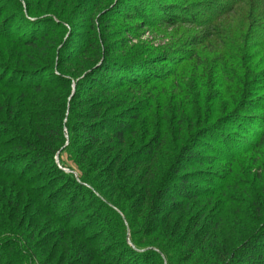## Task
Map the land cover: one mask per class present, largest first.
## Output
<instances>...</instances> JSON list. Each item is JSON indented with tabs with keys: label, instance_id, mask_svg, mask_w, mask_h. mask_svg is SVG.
Masks as SVG:
<instances>
[{
	"label": "trees",
	"instance_id": "obj_1",
	"mask_svg": "<svg viewBox=\"0 0 264 264\" xmlns=\"http://www.w3.org/2000/svg\"><path fill=\"white\" fill-rule=\"evenodd\" d=\"M64 1L69 14L55 6L40 19L31 10L37 0H0V264H184L197 253L212 262L202 264H264V0H146L160 26L190 25L205 33L174 44L166 55L218 39L240 73L203 64L198 48L186 57L195 71L185 89L157 103L152 86L166 80L158 66L171 60L155 59L145 44H113L122 19L158 27L143 14L147 6ZM124 2L138 8L106 23L111 7ZM37 6L39 12L55 8ZM244 7L243 47L236 48L226 23L218 28L217 22ZM76 42L84 44L68 54ZM202 67L223 78L214 97L204 96L196 82ZM232 83L239 84L230 87L233 94ZM191 84L199 88L195 105ZM148 87L149 98L137 96ZM139 100L145 101L128 106ZM223 123L250 141L222 135ZM195 137L214 144L196 141L221 159L222 170L204 172L215 159L192 151ZM210 175L218 189L190 185L191 176ZM184 208L193 217L175 219V234L157 243L153 234ZM195 232L201 240L187 244Z\"/></svg>",
	"mask_w": 264,
	"mask_h": 264
},
{
	"label": "rangeland",
	"instance_id": "obj_2",
	"mask_svg": "<svg viewBox=\"0 0 264 264\" xmlns=\"http://www.w3.org/2000/svg\"><path fill=\"white\" fill-rule=\"evenodd\" d=\"M19 1H21V0H19ZM26 1L28 2L29 0H26ZM169 1H174V2L176 1L177 3H180V0H169ZM210 1H213V0H210ZM215 1L216 0H214L213 2H215ZM218 1L221 4H223L222 1H227L228 2V0H218ZM196 2H201V1L200 0H196ZM38 3H39V6H41L42 9H44L45 6H46L47 10H48L49 6H50V8L57 6V7H61L64 12L69 14L68 13L69 9L67 8L68 6L67 7L64 6V5H67L64 0H37L35 5L31 4V10L35 14L40 15L39 16V17H41L40 19H44V18L49 17L50 15L48 13H52L56 9V7L54 9H52V8L49 9L48 12H44L42 10H41L42 12L41 11L39 12L37 10L38 9L37 8L38 7L37 6ZM145 3H146V0H138L137 1V4H141V6H142V4H145ZM114 4H116V3H114ZM135 4L131 3V2H129V3L124 2V3H122V5L121 4L120 5L116 4V5H114L115 7L112 6L111 7L112 8L111 9L112 10V13H111L112 17L107 18L105 22L108 23V24H115L116 21H117L116 18H118V16H120V14H122V13L126 14V13L131 12L133 10V7L136 6ZM224 4H226V3H224ZM145 6H147V7H146V10L145 9L143 10L144 11L143 14L145 15V17H148L151 20V21L150 20L149 21L147 20V21L148 22H156L155 25H158V27L150 26L148 23H144V21L133 22V21H126L125 19H122L120 21V28L117 29L114 32L116 34V37H115L116 40L113 42L115 47L119 46L118 45L119 42L121 43V41H123V40L131 42L130 46H138L139 44L140 45H144L145 44L146 47H147V50H148V48H153L154 49V53L153 54L155 55V59L157 58V60H159L162 57L164 58V56L168 52L171 51V48L173 47L174 44H177L178 46H180L185 41H187L190 37L195 36L194 34H197V33H201L202 35L205 34V33H202V29L200 30V27H196L194 30H192V28H191L192 26H190V25H188V26H185V25H182V26H176V25L167 26V25L162 24L160 26L159 24H161L163 22L160 20V22L157 23V21H158L157 19L158 18L153 17V15H154V13L152 11L153 7H151L150 5H146V4H145ZM24 7H26V6H24ZM136 7L138 8V6H136ZM246 9H247V7L246 8L244 7L242 10H240V8H238L237 9L238 11H235L234 13H232L233 15H231L230 18L227 19V17H226V20H224V21H223L224 18H222L221 21L217 22L218 28H220L219 24H221L222 22H224V24L226 23V25H225L226 28L225 27H223V28H224V30L226 29V32L228 33L229 37L233 39L236 48L239 47V46L243 47L242 39H241L243 37L242 36V32H243L242 25H243V18H244ZM136 12H138V11H136ZM197 12H199V11H197ZM84 22H85L84 20L78 21L79 26L83 25ZM100 28L101 29L103 28V25H102L101 22H100ZM78 32H81V30H78ZM12 35H15V34H12ZM83 44L84 43H82V42H76L74 44V48H72V50H70L68 52V54L74 55V49H76L77 47H82ZM103 47H106V43L103 44ZM142 48L143 47H139V49H142ZM198 48H200V46L197 47L196 49H198ZM180 49H181V53L179 51L178 52L180 54H182V55H175L176 53L172 54V55L168 54L165 57L170 59L171 61H168V62H166L164 64L162 63V65L158 66L159 72H162L160 76L162 78L166 79V80L158 81V82H156L154 84V86H152L153 88L156 87V88L159 89V90L157 89L155 91L156 103H157V100L159 101L160 99L161 100H165L166 102H170L168 96L169 95H170V97L173 96V94L172 95L170 94V93H172L171 90L174 89L175 90V95H177L178 94L177 91L180 92L181 89L184 88L183 84H185V82H187V79H186L187 75H189V74L192 75L194 73V71H195V70L191 69V68H193L192 62L188 61L186 59V57L190 56L191 52L193 50H196V49H192L190 47H185V46L179 47L178 50H180ZM141 51L142 50H140L139 52H141ZM198 52L200 53V55L203 56L202 57L203 58V64H206V65L209 66L210 64H213V63H219V64H221L223 66H227L226 68L233 69L232 70L233 74H235V75H239L240 74L238 72L239 70L234 68L232 66L231 62H229V60L227 59V57L229 55H231L232 52L227 49L226 43H224L223 41L218 40V39L212 40L211 42H208L203 47H201L198 50ZM115 56L118 57L119 55H117V53H115ZM133 56H139L138 52H137V55L135 54ZM140 58H143V57H140ZM147 59H151V57H147ZM138 60H139V58H138ZM175 70L177 72L175 74H173V72ZM203 70L204 69L202 67L196 73V75H197L196 82H197L198 85L201 86V90H202L201 92L204 93V96L206 94H211L212 93L211 95H212V97H214L213 96V92L216 91V93H218L219 88L217 86L221 85V83L218 84V81H223V78L221 77V75H219L218 72H217V74H218L217 75V79L214 78V76H216V71L213 72V71L208 70L206 73H204ZM168 71H170L171 72L170 74H173V75H169L167 73ZM215 81H216L217 85H216ZM176 82H180L181 83V87L179 89L175 88ZM201 84H205V86L203 87ZM163 85L167 86L166 89H168V93L169 94H166V93L163 92L164 91V89L162 88ZM238 85L239 84H235V83L228 84V90L230 92H232L231 94H233L234 91H232L230 89V87H232L234 90H236L238 88ZM233 86L234 87L237 86V88H234ZM189 88H190L189 91H190L191 95L193 96V102L192 103H194V105H195V99L197 98V95H198V92H199V88L197 86H195L194 84L189 85ZM85 92H86L85 89L82 90L81 91V96H79V97L80 98L84 97ZM149 92H151L150 91V87L145 88L142 91V93L140 95H137V96L138 97L139 96H143V95L147 96V93H149ZM156 94H157V96H156ZM199 95H200V93H199ZM220 95H222V94H220ZM147 97L149 98V96H147ZM219 99L221 101L223 99V97H220ZM150 100H151V102L155 101L153 99V96H150ZM144 101L145 100H142V101L139 100L137 103L129 102L128 106H135V105L139 106V104H142V102H144ZM210 102H212V101L210 100ZM259 104H261V102ZM9 105H10V103H8L7 106H9ZM168 105H171V104H168ZM261 106H262V104H261ZM182 107H186V106L183 105ZM190 109H191V111H190L191 114H194V112L192 113L193 109L192 108H190ZM190 112H189V115H190ZM171 126L172 125L169 124L167 129L168 128H173ZM168 130H171V129H168ZM221 134L225 135V136H228L229 138H232L233 136L236 137V138L238 137L240 139L243 138L245 142H249L250 141L249 137H247L245 135H240V133L236 129H233L229 125V123H223V125L221 126ZM234 137H233V139H234ZM197 140L198 141H203L204 143H206L209 146H212V145L214 146V144L207 137L203 138L201 140L198 139V137H195L194 141L192 143V144H194V147H192V151L197 152L199 154H202L208 159L209 158L212 159V160L215 159L214 158V154L209 153L204 148H200V147H198V145H196V141ZM62 161L66 162L68 165H72L73 166V163L68 160L66 155H64L62 157ZM56 163L59 164V160L58 159L56 160ZM188 165L189 166H193L192 162L191 163L187 162L186 166H188ZM223 166L224 165L221 163V159L220 158H216L212 162V164L210 166H205L203 168H204V172H210L211 170L212 171L213 170L214 171H217V170L220 171V170L223 169ZM59 167L62 168V166L60 164H59ZM25 168H26V166L24 165L22 167V169L24 170ZM201 168L202 167H200L198 169H201ZM20 170H21V167H20ZM63 170L66 173H69L68 169H64L63 168ZM205 170H207V171H205ZM193 171H194V169H193ZM194 174H197V173H194ZM211 178H213V175H210V178L206 177V176H201L200 178H197V179H192V176H191L190 180L192 182H191L190 185L195 186L193 188H196V189L202 188L201 192L212 191V190L218 189L217 186L220 185L219 181H217L215 179L216 177H214L213 179H211ZM220 179H221V176H220L219 180ZM209 183H211V184H209ZM175 184H177V182ZM183 201L184 200H182V202ZM119 204H120V206L126 205L125 202H120ZM192 214H194V211H192L190 208L189 209H187V208L182 209L180 214H177V213L174 214L172 216L173 217L172 220L169 221V223H167L166 226H164L162 229H160L159 231L154 233L152 238H154L155 241L157 240L158 241L157 243L162 242L163 238H164L163 235L164 236H168V235H170L173 232V230H172V232H170L171 231L170 227L172 226V224H173L175 219H177V218H180L181 220L189 219L190 217H193ZM224 217L226 218V220L231 218V216H224ZM29 226L31 228V225H29ZM164 228H167V230H168L167 232H170V233L164 234L163 231H162ZM173 234H175V232L172 233V236H173ZM180 235L181 234L174 235L175 236V240H177L180 237ZM199 237H200V234H198V232L197 233L195 232L192 235H190V237L185 238L184 240H185V242H187V244H189V242L194 240V239H196V241H198ZM200 240H201V238H200ZM260 244H261L260 245V249L264 250V240L261 241ZM199 257H200V255L197 253L187 263H184V264H198V263L202 264V262H204L206 260L210 261V259H208V258L200 261Z\"/></svg>",
	"mask_w": 264,
	"mask_h": 264
}]
</instances>
